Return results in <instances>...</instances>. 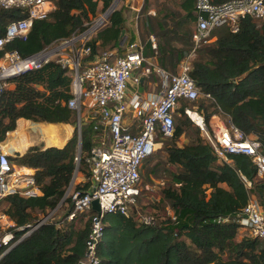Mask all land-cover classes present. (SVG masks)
Returning <instances> with one entry per match:
<instances>
[{"label":"trees","instance_id":"16d2710c","mask_svg":"<svg viewBox=\"0 0 264 264\" xmlns=\"http://www.w3.org/2000/svg\"><path fill=\"white\" fill-rule=\"evenodd\" d=\"M113 1L54 0L56 8L49 18L36 20L27 37L15 38L7 49L18 50L23 56L39 52L82 28L91 16L109 8ZM147 1L140 14L148 10ZM156 1L160 2L156 14L166 15L163 22L159 21L166 42L165 47L157 42V61L176 73L193 47L192 40L181 35L179 29L185 19L194 22L195 0H179L178 10L171 8L168 0ZM23 16L17 9H0V36L12 20ZM168 18L173 19L176 27L165 28ZM125 21L124 8L116 9L109 24L94 39V53L97 40H101V47L120 46ZM143 25L151 32L152 18L146 17ZM214 34L215 42L199 47L191 62V75L198 88L212 98L183 101L178 110L185 118H178L176 123L175 116L173 135L163 139L169 180L152 203L157 225H142L132 216L105 215L98 264H264V242L251 234L238 239L237 222L251 197L264 204V177H258L248 155L231 153L230 162H220L199 129L188 133L186 126L190 120L184 111L201 100L197 108L208 111L207 125L215 113L229 116L244 133L259 139L264 149V22L246 17L238 32L223 26ZM172 39L179 41L180 46H172ZM144 44L145 54L149 55L153 50L151 41ZM13 82L15 87L5 90L0 101V141L16 128L20 118L75 125L76 112L67 104L73 82L67 68L50 61L40 69L15 77ZM185 134L188 141L180 145ZM97 140L91 119H83L80 131L76 128L64 146L33 145L23 155L18 154L14 158L17 163L37 169L36 180L43 194L8 196L1 200L7 204L2 210L18 225H24L35 213L55 207L77 167L90 177L85 159ZM90 185L88 181L76 188L85 191ZM168 207L176 215L175 220L167 215ZM77 216L61 227L42 225L6 252L0 264H78L85 255L91 223L76 225ZM226 217L228 221H220ZM4 249L0 247V254Z\"/></svg>","mask_w":264,"mask_h":264},{"label":"built area","instance_id":"2783aa9c","mask_svg":"<svg viewBox=\"0 0 264 264\" xmlns=\"http://www.w3.org/2000/svg\"><path fill=\"white\" fill-rule=\"evenodd\" d=\"M131 1L118 0L114 7L91 16L82 28L76 29L70 36L52 42L39 52L23 56L18 50H8L7 45L15 38L25 39L36 20L49 18L56 8L55 2L0 0V9H17L24 15L12 20L5 34L0 36V101L4 91L14 85L15 77L54 61L67 68L73 78L72 97L67 104L80 115L78 127L82 125L83 108H87L89 111L84 112V120L91 119L98 137L85 159L91 173V185L81 191L73 188L72 180L67 191L70 204L62 210V214L59 215V211L64 200L45 212H38L24 225H18L7 212L0 210V247L5 248L0 258L42 225L61 227L65 221L73 220L84 212L90 213L91 221L85 255L80 260L84 264H98L100 261L98 246L105 229V215L132 216L142 225H157V215L144 211L139 204L144 192L142 165L163 144L165 137L173 135L175 115L183 101L212 98L211 94L200 91L192 77V58L199 47L215 42L217 36L214 31L217 28L226 26L235 33L246 17L264 22V0H195L191 36L193 47L180 62L178 72L174 73L156 63L144 65L148 60L145 44L140 38H125L119 47L98 49L94 53L93 41L98 32L109 24L116 9ZM150 41L157 51L153 35ZM138 68H142L144 77L152 79L153 90L138 89L140 80L135 83V90L130 89L133 73ZM184 111L200 128L220 162H230L231 153L248 155L257 168L258 177H264V149L259 139L244 133L229 116L215 113L210 119L215 124L210 121L207 125L204 112L197 106H187ZM192 112L199 118L194 119ZM127 119H132V123ZM135 120L138 132L130 129ZM15 151L18 152L16 156L26 152L10 151L0 141V201L13 195L35 197L43 194L36 180L37 169L17 163L15 157H11ZM75 171H79L78 167ZM95 199L99 201L100 213L92 208ZM167 215L172 220L176 219L170 207L167 208ZM228 220V217L220 219ZM237 222L241 229L248 230L251 236L264 242V204L257 197L249 199L237 216Z\"/></svg>","mask_w":264,"mask_h":264},{"label":"rangeland","instance_id":"374dc122","mask_svg":"<svg viewBox=\"0 0 264 264\" xmlns=\"http://www.w3.org/2000/svg\"><path fill=\"white\" fill-rule=\"evenodd\" d=\"M169 1V6L175 10L179 9L178 6V2L179 0H168ZM160 2L156 1V0H148L146 2L147 5V11L140 14L139 18H138V22L137 24H135L134 20L132 19L133 14L129 11H127L125 13L126 18H127V26L130 28V30L132 31L135 27L139 29V36L142 39L143 42L146 41H150V37L151 35H153L156 38V42H158L161 46L165 47V43L166 42V38L161 34V27L159 26V21L162 20V18L164 16H166L164 14V12H162L161 14H156L158 11V8H160L159 5ZM168 6V7H169ZM154 11V12H151ZM163 11H167V10H163ZM146 17L152 18V28L153 30L151 32H149V30L147 28L144 27L143 23H144V19ZM163 22V20H162ZM261 23V22H259ZM165 28H169V27H176V24L174 23L172 18H168L165 20L164 22ZM194 26V22L191 21L190 19H185L183 20V26L182 28H180V34L181 35H187V38L191 39V31L193 29ZM164 43V44H163ZM172 46L174 47H179L180 46V42L176 41L175 39L171 40L170 43ZM151 53V51H150ZM194 58V57H193ZM192 58V59H193ZM172 62H174V60H172ZM133 83H136L135 81H133ZM132 87L130 86V89ZM10 89V88H8ZM131 90H134V88H132ZM201 101V100H200ZM199 101V102H200ZM199 102L196 103V105L199 107ZM200 110L202 109L204 111V114L207 115L208 111L204 108H199ZM212 110V109H211ZM89 111L87 110V108H83V113L81 114V118L84 119L86 117V115L84 116V112ZM176 123L178 121V118L184 119L185 115L180 111L177 110L176 112ZM186 117H188V119L190 120V123L187 124V131L188 133H194L197 131V129L200 130V128L192 121V119L186 114ZM80 115L76 112V122L75 125H65V124H53L55 126L53 127H63V128H69L71 129V134H73L74 130L77 128L80 131V128L78 127V121H79ZM21 119V118H20ZM19 121V119H18ZM18 121H17V126L18 127ZM30 122H34V123H45L44 121H33V120H29ZM211 121V120H210ZM211 124H215L213 121H211ZM74 129V130H73ZM29 131H30V139L32 140V144L29 145L33 146V145H39L42 147L47 146L45 141L43 140L42 137V133L40 132V130H37L36 127H29ZM201 131V130H200ZM8 137V133L6 134L4 140H6ZM20 138L22 139V136H20ZM4 140H2L1 142H3ZM188 141V137L187 134L182 135L180 138V145H182L183 143H186ZM51 146H56V145H51ZM48 147V146H47ZM164 144H162L156 152H154L147 161H145L143 168H142V188L144 190L143 195L140 199V206L144 211H152V203L153 201H156L159 196H160V190L162 189V187L168 182L169 180V175H168V171L165 169L167 165L166 163V155H165V151L163 150ZM7 149V148H6ZM28 149V148H27ZM18 152H13V155L11 157H16V154ZM148 171H150L148 173ZM80 172L78 171L76 173H74V175L76 174V176H80L79 174ZM82 173V172H81ZM84 175V184L86 182H90V177L88 176V174L86 173H82ZM77 178L74 179L72 186L77 187L76 184ZM68 188L65 192V196L63 195L57 202L56 204H59L62 200H64V202H62V209L59 211V215L62 214V210L66 209L68 204H70V201L68 199ZM5 207H7V204L5 202H1L0 201V210L5 209ZM38 213V212H37ZM35 213V214H37ZM34 214V215H35ZM89 222V224L91 223L90 221V213L88 212H84V213H80L77 216V220H76V225H84L85 223ZM239 235H238V239H240L242 236H248L250 235V232L248 230H239Z\"/></svg>","mask_w":264,"mask_h":264},{"label":"crops","instance_id":"0c3cea01","mask_svg":"<svg viewBox=\"0 0 264 264\" xmlns=\"http://www.w3.org/2000/svg\"><path fill=\"white\" fill-rule=\"evenodd\" d=\"M144 2H145V0H132L130 3L122 4L120 8H122V7L124 8V15L127 11L131 12L133 14L132 19L134 20L135 24H137L138 18L140 16V12H141V9H142ZM125 18H126V15H125ZM125 38L127 40H133V39L140 38L139 29L137 27H136V29L134 27V29L131 31L130 28L127 26V18L125 21V29L123 30L121 40L124 41ZM100 43H101V40H97V42L95 43L98 47L97 50L109 48V47L99 46ZM145 56H146L148 62H145L144 65H148V64H150V62L158 64L157 51L156 50H154V49L151 50V53L149 55L145 54ZM138 80H140V84L138 85V89H140L141 91H150V90L154 89V85L152 84V81H151L152 79H149V78L147 79L146 77H144V75L142 74V68H138L133 73L132 83L130 86L132 88H134V90L136 89V87H135V83H133V81L137 82ZM14 87H15V84L13 86H11L10 88H14ZM25 120H27L29 125H24L23 127H19V121H18L17 129L12 130L11 135L6 139V147L10 151L18 150V151L22 152L21 154H23L27 150L28 146L32 144V140L30 139V135H29L30 134L29 127H36L37 130H40V132L42 133L43 140L45 141V143L48 147L51 145H56L58 147H62L66 144V142L72 136L71 131H70L71 129H69V128L66 129V128L58 127V126L53 127L55 125L48 124V123H44V124L43 123L42 124L41 123H34V122H30L28 119H25ZM126 121L132 123V119H127ZM134 122L135 123L130 127V129L132 132H138L139 127L137 125V120H135ZM26 132L28 133V140L25 141L23 139H20V142L17 143V139H19L20 136H23ZM23 144H25V145H23ZM47 146H45L44 148H46ZM79 174H80V176L78 175L76 177L77 181H78V182H76V184H79L82 186L85 182L84 181V175L81 172ZM240 230L243 231V229H241V228H240Z\"/></svg>","mask_w":264,"mask_h":264},{"label":"bare ground","instance_id":"6f19581e","mask_svg":"<svg viewBox=\"0 0 264 264\" xmlns=\"http://www.w3.org/2000/svg\"><path fill=\"white\" fill-rule=\"evenodd\" d=\"M191 115H192V117H193L194 119H198V118H199L198 114H196V113H194V112H192ZM199 120H200V119H199ZM24 125H29L28 122H27V120H25L24 118L19 119V127H23ZM11 132H12V130L9 131V133H8V137L11 135ZM8 137H7V138H8ZM22 139L25 140V141L28 140V133H27V132L22 136ZM11 143H12V142H11ZM23 145H25V144H23ZM3 146H4L5 148H7V147H6V140L3 141Z\"/></svg>","mask_w":264,"mask_h":264},{"label":"water","instance_id":"95a60500","mask_svg":"<svg viewBox=\"0 0 264 264\" xmlns=\"http://www.w3.org/2000/svg\"><path fill=\"white\" fill-rule=\"evenodd\" d=\"M117 1L118 0H114L113 3L111 4V6L114 7L117 4ZM74 179H75V175H74L73 180ZM92 208H93V210H95V211H97L99 213L101 212V210H100V204H99V201L97 199L93 200V202H92ZM78 264H84V263L83 262H79Z\"/></svg>","mask_w":264,"mask_h":264}]
</instances>
